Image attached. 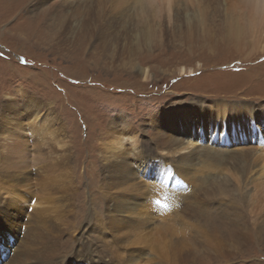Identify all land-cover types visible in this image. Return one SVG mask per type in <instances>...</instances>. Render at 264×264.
<instances>
[{"label":"rangeland","instance_id":"obj_1","mask_svg":"<svg viewBox=\"0 0 264 264\" xmlns=\"http://www.w3.org/2000/svg\"><path fill=\"white\" fill-rule=\"evenodd\" d=\"M123 1L0 0V264H264V2Z\"/></svg>","mask_w":264,"mask_h":264},{"label":"bare ground","instance_id":"obj_2","mask_svg":"<svg viewBox=\"0 0 264 264\" xmlns=\"http://www.w3.org/2000/svg\"><path fill=\"white\" fill-rule=\"evenodd\" d=\"M125 1V0H124ZM123 1V2H124ZM134 1V0H133ZM137 1H139V0H137ZM136 1V2H137ZM141 1V0H140ZM158 1V3H159V7L162 9V7H163V5H164V3L166 2L167 3V1H169V0H157ZM156 1V2H157ZM173 1H175V5H176V7H172V8H175V15L178 13V10L182 7V6H184L185 4H186V2L188 1H186V0H173ZM173 1L171 2H169L168 3V5H172V4H170V3H173ZM197 1H199V0H197ZM205 1H207V2H209V3H216V1H218V0H205ZM219 1H222V2H224V4L225 5H229V1L230 0H219ZM219 1H218V4H219ZM241 1V0H240ZM251 1H253V0H251ZM255 2H258L259 4H261L260 2H264V0H254ZM100 2V1H99ZM108 2V1H107ZM109 2H112V1H109ZM135 2V3H136ZM142 2V1H141ZM144 2V1H143ZM142 2V3H143ZM146 2V1H145ZM148 2V1H147ZM151 2H153V0L152 1H150V3ZM245 2V1H244ZM97 3V2H96ZM129 3V2H128ZM188 3V2H187ZM195 3H197V2H194L193 4H194V6H195ZM199 3V2H198ZM200 3H202V2H200ZM239 3V2H238ZM247 3V2H246ZM253 3V2H252ZM257 3V4H258ZM89 4V3H88ZM98 4V3H97ZM104 4H105V2H104ZM191 4H192V2H191ZM193 4H192V6H193ZM203 4V3H202ZM222 4V3H221ZM220 4V5H221ZM100 5V4H99ZM125 5H127V4H125ZM139 6H140V4H138ZM153 5H155V4H153ZM158 4H156L155 6H153L152 8H155L156 6H157ZM173 5H174V3H173ZM172 5V6H173ZM188 5H189V3H188ZM188 5H186V6H188ZM199 5V4H198ZM231 5V4H230ZM229 5V6H230ZM235 5V4H234ZM92 6V5H91ZM94 6H96V5H94ZM106 6V5H105ZM121 6V5H120ZM120 6H119V8H120ZM185 6V7H186ZM196 6H197V4H196ZM217 6H219V5H217ZM216 6V7H217ZM222 6H223V4H222ZM257 6H259V5H257ZM90 7V6H89ZM128 7V6H127ZM134 7V6H133ZM138 7V6H137ZM151 7V6H150ZM158 7V8H159ZM164 7H165V5H164ZM167 7V6H166ZM205 7V6H204ZM118 8V10H120ZM129 8V7H128ZM157 8V9H158ZM168 9L170 8V6H168L167 7ZM167 8H164V9H167ZM171 8V9H172ZM189 7H187V9H188ZM191 8V7H190ZM196 8V7H195ZM199 8H200V6H199ZM229 7H227L226 9H228ZM90 9H92V7L90 8ZM127 9V8H126ZM136 9V8H135ZM167 9V10H168ZM171 9H169L170 11H171ZM217 9V8H216ZM224 9V8H223ZM235 9V8H234ZM129 10H131V9H129ZM159 10V9H158ZM167 10H163V11H166L167 13L169 12V11H167ZM183 10V9H182ZM215 10V9H214ZM218 10V9H217ZM222 10V9H221ZM225 10V9H224ZM229 10V9H228ZM236 10V9H235ZM239 10H241V9H239ZM253 10H255V9H252V11ZM121 11H122V9H121ZM142 11H143V13L144 14H146V12L148 11V17H147V19H146V15H144V17H145V19H143V20H145V22H146V20H148L149 21V19H150V21L152 20V19H155V13L157 12H155V9H154V11L153 10H147V7L145 8V5H143L142 6ZM162 11V10H161ZM190 11V10H189ZM192 11V10H191ZM196 11V10H195ZM200 11H201V9H200ZM248 11V10H247ZM262 11H264V10H262ZM126 12V11H125ZM158 12H160V11H158ZM157 12V13H158ZM194 12V11H193ZM193 12H191V15H192V13ZM209 12V11H208ZM218 12V11H217ZM228 12V11H227ZM251 12V11H250ZM100 13V12H99ZM119 13H122V12H119ZM118 13V15H120ZM136 13V12H135ZM151 13V17H149V14ZM164 13V12H163ZM162 13V14H163ZM169 13H171V12H169ZM185 13V12H184ZM215 12H213L212 14H214ZM229 13V12H228ZM227 13V14H228ZM239 13V12H238ZM252 13H254V12H252ZM123 14V13H122ZM125 14V13H124ZM127 14H129V13H127ZM141 14H142V12H141ZM186 14V13H185ZM184 14V15H185ZM198 14V13H197ZM103 15V14H102ZM101 15V16H102ZM131 15H132V13H131ZM168 15V14H167ZM170 15V14H169ZM193 15L195 16V14L193 13ZM193 15H192V17H193ZM99 16V15H98ZM124 16H127V15H124ZM123 16V17H124ZM163 16V15H162ZM166 16V15H165ZM241 17H242V15H240ZM257 16V15H256ZM133 17V16H132ZM170 17V16H169ZM168 17V18H169ZM173 17H175V16H173ZM177 17V16H176ZM186 17V16H185ZM190 17V16H189ZM197 17V20H199L200 22H202V20L204 19V18H206L207 17V12H205V11H203L202 13H200V15H198V16H196ZM196 17H193V20H196ZM209 17V16H208ZM238 17L239 16H235L234 14L232 15V14H230V16L228 17L227 15H225L224 17H221L222 19H224V20H230V22H232V23H235L236 22V20L234 21V19L235 18H237V20H238ZM255 16H253V18H254ZM258 17V16H257ZM127 18H130V15H129V17H127ZM156 18H157V16H156ZM159 18V17H158ZM191 18V17H190ZM195 18V19H194ZM217 18V17H216ZM98 19H99V17H98ZM100 19H101V17H100ZM125 19L126 18H124V21H125ZM166 19V18H165ZM170 19H171V17H170ZM177 20H178V18H176ZM243 19V17L241 18V20ZM247 19H249L248 18V16L247 15H244V22H245V20H247ZM257 19V18H256ZM118 20V19H117ZM159 20V19H158ZM160 20H162V19H160ZM173 20H175V19H173ZM250 20V19H249ZM249 20H247V21H249ZM263 20V19H262ZM129 21V20H128ZM147 21V22H148ZM219 21V20H218ZM234 21V22H233ZM253 21V20H252ZM145 22H144V24H145ZM151 22H153V21H151ZM160 22V21H159ZM229 22V21H228ZM259 22V21H258ZM161 23H163V22H161ZM196 23H199V22H197L196 21ZM222 23V22H221ZM225 23H227V22H225ZM242 24H243V22H241ZM240 22H239V24H241ZM253 23H254V21H253ZM140 24V23H139ZM142 24H143V22H142ZM142 24H140V25H142ZM154 25V23H151V24H149V25H151V26H153ZM202 24V23H201ZM242 24L240 25L241 26V28L239 27V26H237L236 25V27H232L231 26V28H235V30L237 31L236 32V35L238 36V37H242V35L244 34V32H242V30L245 28V26H242ZM244 24H249V23H244ZM256 24H257V22H256ZM255 24V25H256ZM148 25V24H147ZM206 25V24H205ZM209 25V24H208ZM253 25V24H252ZM252 25H248V26H252ZM163 26V25H162ZM233 26H234V24H233ZM257 26V25H256ZM143 27H144V25H143ZM157 27V28H156ZM198 27V26H197ZM200 27V26H199ZM255 26H253V28H254ZM139 28H140V26H139ZM150 28V27H149ZM154 28H156V29H158V26H155ZM160 28H163V27H160ZM204 28V27H203ZM206 28V27H205ZM204 28V29H205ZM252 28V27H251ZM257 28V27H256ZM255 28V30H256V33H258V28L256 29ZM141 29V28H140ZM146 29H148V28H146ZM202 29V28H201ZM207 29V28H206ZM152 30H154V29H152ZM159 30H161V29H159ZM192 30V29H191ZM255 30H253V31H255ZM232 31H234V29H231V30H229V33H227L226 34V37H225V39L227 38L228 40H229V38H230V36L231 37H235L236 35H233V34H231V32ZM251 31V30H250ZM141 32H142V34H143V37L145 38V39H148V35L149 34H147V32H146V30L143 28L142 30H141ZM155 32V31H154ZM160 32V31H159ZM158 32V33H159ZM213 32V31H212ZM140 33V32H139ZM239 33V34H238ZM247 33V32H246ZM252 33V32H251ZM255 33V35H257ZM160 34V33H159ZM189 34V33H188ZM231 34V35H230ZM253 34V33H252ZM140 35V34H139ZM151 36V35H150ZM215 36V35H214ZM252 37V36H251ZM158 38V37H157ZM253 38V37H252ZM239 39H242L243 40V38H238L237 40H239ZM247 39V38H246ZM245 40V39H244ZM247 40H249V39H247ZM257 40V39H256ZM139 41V40H138ZM246 41V40H245ZM228 42H230V41H228ZM246 46V45H245ZM182 74H185V73H187V72H191V70L190 71H188V69H186V68H184V67H182ZM231 106V105H230ZM233 106V105H232ZM231 106V107H232ZM247 107V106H246ZM195 108V107H194ZM216 108V109H215ZM219 108H221L223 111H226V112H228L229 114L231 113V115L233 116L234 115V111L231 109V110H229V105L228 104H219V103H216L215 104V106H213V109H214V111H215V114L219 117V111H218V109ZM248 108V107H247ZM201 109H202V112H204L205 113V110L201 107ZM197 110V112H198V109H196ZM195 110V111H196ZM200 111V110H199ZM240 112V111H239ZM195 113V112H194ZM222 113V112H221ZM199 118H202V117H205L204 119L206 120V121H208L209 120V117H207L206 118V116H204V114L202 115V113L201 114H198L197 115ZM231 116V117H232ZM196 118V116L193 114L192 115V118ZM218 117H216V119H218ZM239 117H240V115H239ZM250 122H252L254 119H255V117L253 116V114H252V112H251V115H250ZM240 120V119H239ZM195 122H199V125H194L193 127H196L195 128V132H202V131H204V130H206L205 129V123H204V121L203 120H200V119H196L195 120ZM212 123L211 124H209L210 125V127H209V131H207L208 132V134H206V133H204V132H202L203 133V136L205 137V138H207L208 136L207 135H210L211 137H213V138H215V137H217L218 139L217 140H220L221 142H223V143H225V144H227V143H229V144H232V143H234V142H237V140L234 138V137H230V136H228V135H225V133H224V131L225 130H229L230 129V131H234V130H237V129H239V126H240V124L242 123H240V122H237V123H235V124H233V125H228V121H226L225 120V118H223V123H224V125H221V126H223V129L220 127V124H218L217 122H215V121H211ZM212 125V126H211ZM45 126H47V125H45ZM230 126H231V128H230ZM207 127V126H206ZM260 127V126H259ZM37 128H40V127H37ZM199 130H198V129ZM208 128V127H207ZM262 128V127H261ZM31 129H33V128H31ZM49 129V128H48ZM259 129V128H258ZM34 130V129H33ZM52 130V129H51ZM122 130V129H121ZM218 130H222L223 132H221V133H219L218 134V136H215V135H213V133L212 132H215V131H218ZM126 131V130H125ZM229 131V132H230ZM34 132V131H33ZM40 133H44V132H46V129H41L40 128V131H39ZM28 133V132H27ZM119 133V132H118ZM123 133H124V131H123ZM52 134V133H51ZM48 135H50V133L48 134ZM54 135V134H53ZM43 136V135H42ZM133 136V135H132ZM112 137V136H111ZM189 139H190V137H189ZM252 140H254L253 138H251ZM128 140H130L132 143L134 142V138L133 137H127V136H120V137H116V138H114V139H111V141L108 143L107 142V148H108V146H111L112 147V150L114 151V152H119L121 149H123V148H125V147H127L126 146V142L128 141ZM135 140L137 141V138H135ZM136 143V142H135ZM138 143V142H137ZM188 143H189V145L188 146H186L185 148H186V150H183L182 151V153H189V150H190V148H192L194 145H197L196 144V142L194 143V142H191V141H188ZM201 143V141L198 143V144H200ZM134 145V144H133ZM106 148V149H107ZM222 151V150H221ZM126 153V152H125ZM118 154V153H117ZM122 155V154H121ZM223 155H225V154H223ZM119 156V155H118ZM214 156V155H213ZM246 156V155H245ZM117 157V156H116ZM121 157V156H120ZM188 157V155L186 156V158ZM249 157V156H248ZM105 159V158H104ZM108 159V158H107ZM185 160V159H184ZM125 161V160H124ZM264 162V161H263ZM182 164H184V162L182 163H180V165L182 166ZM204 164V163H203ZM205 164H206V162H205ZM126 167H128V166H126ZM242 168H243V165H242ZM115 169V168H114ZM130 170V169H129ZM26 201V200H25ZM227 212V211H226ZM224 214H226V218H228L229 216L227 215V213H224ZM224 214H223V216H224ZM223 216H221L220 218V220H219V222H217V220L215 221V223H213L215 226H217V224L219 223L220 225L222 224V222H225V220H224V217ZM220 221H222V222H220ZM225 223H228V221H226ZM210 224V223H209ZM211 224H212V222H211ZM218 224V225H219ZM213 225V226H214ZM234 225L235 226H238V224H237V222H235L234 223ZM218 229V228H217ZM219 230V229H218ZM235 232H237V229L235 230Z\"/></svg>","mask_w":264,"mask_h":264}]
</instances>
